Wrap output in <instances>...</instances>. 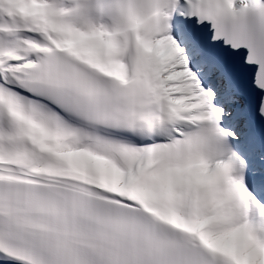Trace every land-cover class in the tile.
<instances>
[{
    "label": "snow or ice",
    "instance_id": "snow-or-ice-1",
    "mask_svg": "<svg viewBox=\"0 0 264 264\" xmlns=\"http://www.w3.org/2000/svg\"><path fill=\"white\" fill-rule=\"evenodd\" d=\"M0 264H264V0H0Z\"/></svg>",
    "mask_w": 264,
    "mask_h": 264
}]
</instances>
